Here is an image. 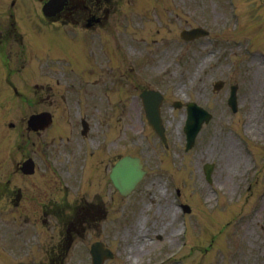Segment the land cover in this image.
Here are the masks:
<instances>
[{
    "label": "rangeland",
    "instance_id": "rangeland-1",
    "mask_svg": "<svg viewBox=\"0 0 264 264\" xmlns=\"http://www.w3.org/2000/svg\"><path fill=\"white\" fill-rule=\"evenodd\" d=\"M10 2L5 0L0 9L4 39L0 51L9 59L0 56V141H4V118L8 125V121L20 120V116L26 121L34 111L45 109L63 122L55 132L74 125L76 136L58 149L54 143L45 149L55 133H41V170L49 167L60 175L66 173L71 182L75 159L65 162L64 158L71 149L78 151L87 143L83 150L101 151L105 145V167L110 161L133 155L142 157L148 170L128 197H119L109 182H102L108 217L89 229V247L97 238L104 241L116 253L106 264H264V0H237L238 19L248 20L239 32L230 27L238 19L232 18L227 0H118L107 27L88 29L90 38L85 40L71 32H58L71 28H59L60 23L53 22L58 18H44L45 0H18L16 7ZM20 16L27 32L22 25L18 27ZM41 16L57 32H37L36 23L44 24ZM199 25L210 31L208 37L194 42L180 37L183 28ZM26 39L31 44L40 42L39 49L27 51ZM44 49L61 57L71 74L52 55L43 57L38 68L35 58ZM26 51L27 76L33 82L25 98L30 100L29 106L21 99L13 100L7 79L9 68L23 64ZM119 52L126 56L121 58ZM94 71L98 73L91 80L105 93L103 99L84 93L77 84L84 76L91 83ZM41 75L45 76L42 82L49 80L54 90L37 86ZM218 80H224L225 86L215 91ZM233 84L239 87L236 113L227 102ZM27 85L24 80L20 88ZM119 88L122 90L117 91ZM144 89H157L165 95L162 116L168 147L145 119L139 96ZM62 95L67 96L65 100ZM189 101L205 107L214 117L201 129L196 146L186 152L185 105ZM176 102L183 107H175ZM82 118L91 124L89 139L82 140L77 133ZM108 132L112 134L105 143L109 137L112 143L103 144ZM83 157L84 153L79 159ZM206 164L213 165L212 181L206 178ZM80 172L78 184L70 185L72 191L61 190L58 195L70 206L76 204L75 191L84 182ZM176 187L182 194L178 198ZM216 195L219 199L214 201ZM85 196L82 193L80 198ZM180 202L190 205L191 212H184ZM89 203L104 209L99 200ZM182 241L185 247L179 254ZM78 260L73 254L66 264ZM86 261L92 264L90 255Z\"/></svg>",
    "mask_w": 264,
    "mask_h": 264
},
{
    "label": "flooded vegetation",
    "instance_id": "flooded-vegetation-1",
    "mask_svg": "<svg viewBox=\"0 0 264 264\" xmlns=\"http://www.w3.org/2000/svg\"><path fill=\"white\" fill-rule=\"evenodd\" d=\"M12 198L15 199V195H12ZM40 208L43 209V214L44 215H47L48 214V211H47V205L44 203L43 205H41V202H40V194L39 195H36L34 197V202H33V206H32V209H33V212H32V218L34 219V224L35 226L37 224H40ZM74 230V229H73ZM74 231H77L76 229ZM81 235L83 236V234L81 233Z\"/></svg>",
    "mask_w": 264,
    "mask_h": 264
},
{
    "label": "bare ground",
    "instance_id": "bare-ground-1",
    "mask_svg": "<svg viewBox=\"0 0 264 264\" xmlns=\"http://www.w3.org/2000/svg\"><path fill=\"white\" fill-rule=\"evenodd\" d=\"M35 46H36V48H39L40 47V42L37 43V41H36Z\"/></svg>",
    "mask_w": 264,
    "mask_h": 264
}]
</instances>
